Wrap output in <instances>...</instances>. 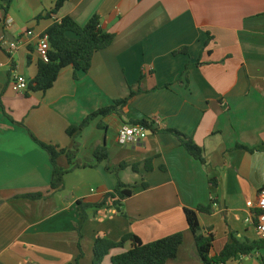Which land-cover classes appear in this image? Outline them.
Listing matches in <instances>:
<instances>
[{
    "label": "crops",
    "instance_id": "obj_1",
    "mask_svg": "<svg viewBox=\"0 0 264 264\" xmlns=\"http://www.w3.org/2000/svg\"><path fill=\"white\" fill-rule=\"evenodd\" d=\"M5 6L0 0V264H72L79 244L80 264H92L98 239L133 234L148 244L177 233L184 241L168 264H203L184 213L200 206L212 208L199 214L203 233L215 236L211 257L233 238L260 241L247 220L249 203L264 188V0H69L41 20L55 0H14L7 12ZM94 16L116 38L88 73L76 77L66 68L46 93L12 90L13 76L28 83L37 76L39 39L55 22L71 17L84 27ZM185 47L188 53H177ZM132 91L119 115L98 118L76 140L68 136L70 127ZM143 120L153 125L148 137L120 145L119 131ZM171 131L202 148L206 164ZM32 135L60 149L76 142L80 162L93 160L99 146L110 159L68 174L55 192L50 156ZM122 163L128 168L113 173ZM59 164L70 168L64 157ZM119 181L138 186L122 212L90 210L82 223L77 203L101 202ZM35 193L44 197L20 198ZM131 249L128 242L112 250L103 264ZM263 260L264 247L226 264Z\"/></svg>",
    "mask_w": 264,
    "mask_h": 264
},
{
    "label": "trees",
    "instance_id": "obj_2",
    "mask_svg": "<svg viewBox=\"0 0 264 264\" xmlns=\"http://www.w3.org/2000/svg\"><path fill=\"white\" fill-rule=\"evenodd\" d=\"M14 0H5L6 6L4 11L7 12ZM69 0H55V6L51 12L47 13L42 18H52L56 16L65 6ZM3 19L0 16V25ZM71 35L74 37L72 38ZM49 38L50 52L48 61L40 58L38 62L37 76L29 82L28 91L30 93H46L51 90L57 82L61 72L66 68H73L76 77L79 73H88L93 66V59L98 52L108 49L115 41V34L106 32L101 27V20L99 16H94L89 23L82 27L71 17H65L60 22H55L43 35ZM212 37L209 35L207 46L210 44ZM177 53H188V48L185 47ZM32 57H29V62ZM136 93L132 91L131 96L127 99L118 100L112 106L102 108L90 114L79 126L70 127L67 134L73 140L80 136L91 123L98 118H106L114 114H120L122 109L128 104L131 97ZM1 100V97H0ZM1 102V101H0ZM134 125H142L148 130H152V123L143 120ZM102 128V123L99 124ZM180 141L181 146L185 148L190 156L206 164L203 149L195 142L178 131H171ZM33 140L45 150L49 156L53 166V176L51 180L52 191H62L65 188L66 176L76 170L86 168H96L103 162H108L110 159L109 151L106 146H99L94 153V159L87 162H80L77 158L79 149L75 142L72 150L60 149L58 146L46 144L38 140L32 135ZM240 149L249 152L246 147L239 146ZM64 157L67 160L70 168H65L59 164V159ZM152 160L147 161L146 167L151 171ZM150 165V166H149ZM128 168L127 163H122L112 170L118 175L121 171ZM110 171V168H107ZM135 172H138L137 166L133 167ZM146 188L147 185H140ZM138 186L129 187L122 181L118 182L117 188L113 193L104 196L103 200L96 204L85 203L79 201L77 209L80 214L82 223L89 219L88 212L90 210H101L105 208H115L118 212H122L124 202L135 194V189ZM44 197L42 193L26 194L20 198L30 200H41ZM212 208L200 206L196 210L185 209V217L189 230L192 232L197 252L203 264H226L231 259H237L240 256H250L253 253L261 250L264 247V242H247L240 241L233 238L224 249L215 257H211V251L215 241L213 233L205 235L200 225L199 214H210ZM81 230V228H80ZM81 233V231H79ZM82 238V236H80ZM184 236L182 233H177L166 238L154 241L152 243L144 244L137 236L129 234L125 236L120 242H113L107 239H98L94 245V259L92 264H103L104 259L109 256L110 252L116 248H123L126 243H132V249L124 254L112 258V264H168L170 261L177 258L179 248L183 244ZM80 255L75 263L80 264L83 257L81 245L79 244ZM264 261V260H263Z\"/></svg>",
    "mask_w": 264,
    "mask_h": 264
},
{
    "label": "built area",
    "instance_id": "obj_3",
    "mask_svg": "<svg viewBox=\"0 0 264 264\" xmlns=\"http://www.w3.org/2000/svg\"><path fill=\"white\" fill-rule=\"evenodd\" d=\"M37 52L41 59L48 61L50 44L47 36H42L39 39ZM28 86L29 83L25 78L17 75L13 76L11 80V88L14 92L26 93L28 91ZM147 137L148 129L142 125L126 126L118 133V140L122 146L141 143ZM249 206L253 210V213L251 219H248L247 222L256 225L259 239L264 242V188L260 190L257 200L249 203Z\"/></svg>",
    "mask_w": 264,
    "mask_h": 264
}]
</instances>
